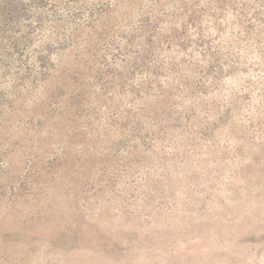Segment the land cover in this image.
<instances>
[{"label": "rangeland", "instance_id": "374dc122", "mask_svg": "<svg viewBox=\"0 0 264 264\" xmlns=\"http://www.w3.org/2000/svg\"><path fill=\"white\" fill-rule=\"evenodd\" d=\"M0 264H264V0H0Z\"/></svg>", "mask_w": 264, "mask_h": 264}]
</instances>
